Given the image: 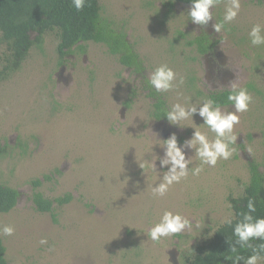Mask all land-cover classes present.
<instances>
[{
  "label": "rangeland",
  "instance_id": "374dc122",
  "mask_svg": "<svg viewBox=\"0 0 264 264\" xmlns=\"http://www.w3.org/2000/svg\"><path fill=\"white\" fill-rule=\"evenodd\" d=\"M99 2L103 20L125 33L140 55V70L94 41L81 42L61 58L58 34L48 31L38 40L32 32L25 60L8 71L9 45L0 34V184L19 191L16 207L0 214V226L15 229L2 237L7 264H183L225 216H233L229 198L244 194L251 165L264 175V46L253 47L248 38L254 24H264V0H241L238 17L221 33L212 25L222 21L227 0L212 9L206 28L188 18L190 4L174 0ZM203 35L213 45L206 53L192 43ZM161 63L184 77L179 89L157 93L167 106L210 98L232 82L246 87L253 103L239 114L230 159L205 165L199 175L190 172L164 197L153 198L151 187L166 168L157 159L156 170L146 173L138 159L162 156L158 143L172 133L183 144L192 137V126L215 136L198 114L195 122H182L192 126L183 127L152 116L155 98L145 66ZM221 107L233 110L231 104ZM193 161L190 168L199 164L195 156ZM36 192L51 200L67 194L71 199L54 203L53 213L41 212ZM165 210L178 211L193 224L156 243L144 232ZM44 237L48 244L41 245Z\"/></svg>",
  "mask_w": 264,
  "mask_h": 264
},
{
  "label": "clouds",
  "instance_id": "9594fccd",
  "mask_svg": "<svg viewBox=\"0 0 264 264\" xmlns=\"http://www.w3.org/2000/svg\"><path fill=\"white\" fill-rule=\"evenodd\" d=\"M87 0H71L72 6L77 11H82ZM221 0H191L190 8L187 11L188 18L193 24L201 27H207L213 20L214 11ZM241 10V0H227L223 19L215 22L212 27L217 33L225 30V26L236 20ZM182 15V14H181ZM250 45L253 47L264 46V24H254L248 32ZM222 42H224L222 40ZM145 82L147 86L154 89L155 92L165 94L170 91L177 90L184 84V77L178 76L177 72L167 63L149 68ZM227 100L233 106L232 111L224 110L220 104L211 98L205 97L203 100H197L182 104L180 102L171 103L165 109L164 116L171 125L174 126H192V124L184 125L182 122L192 120L197 114L203 120L210 132L214 133V138H210L206 132H202L199 127H194V132L190 139L181 144L177 134L172 133L167 139H163L162 143H158L163 149L162 156H154L149 160H139V167L147 173V169L156 170V160H159L160 168H166L159 183L151 187V195L153 198L164 197L169 188L181 182L191 172L192 175H199L205 165L215 167L219 160H228L235 152L233 145L236 144L237 136L234 128L240 123V113L249 110L250 104L253 103V96L246 87L240 86L236 82H232L227 95ZM157 144V143H156ZM153 148V145H152ZM185 149L194 151V155H188ZM249 153L251 148L247 149ZM193 156L199 160V164L193 165ZM234 198H237L235 194ZM256 201L249 198L247 201V211L239 214L237 220L234 216H225L221 223L233 226V235L236 237L235 243L231 244V253L236 254L234 264L243 259L245 264H258L264 254V244L254 245L253 240L260 239L264 241V216L254 217L256 212ZM193 220L178 211L165 210L157 222L144 232L148 239L159 243L162 239L183 233L192 227ZM196 226L200 227L199 222ZM135 228V227H133ZM137 229V228H136ZM139 230V229H138ZM15 229L12 225L0 226V237H10L14 234ZM41 245L48 244L46 237L40 240ZM252 248V254L244 257L238 254V248ZM232 258V257H230Z\"/></svg>",
  "mask_w": 264,
  "mask_h": 264
},
{
  "label": "trees",
  "instance_id": "16d2710c",
  "mask_svg": "<svg viewBox=\"0 0 264 264\" xmlns=\"http://www.w3.org/2000/svg\"><path fill=\"white\" fill-rule=\"evenodd\" d=\"M174 1L191 3V0ZM48 31H56L58 34V53L61 58L81 42L94 41L105 44L113 55L118 56L123 65L141 69L140 55L127 41L125 33L117 31L111 23L103 20L99 0H87L82 11H77L72 6L71 0H0V34L9 45L5 69L15 71L21 66L34 44L31 38L32 32L38 34L36 38L38 40ZM192 43L197 44L202 53L208 52L213 47L205 35L196 37ZM228 92L229 90L213 92L210 98L221 106H226L231 103L227 100ZM149 94L155 98L152 116L157 120L167 119L164 116L168 107L166 101L158 96L154 89H151ZM250 172V181L244 194L237 198H229L233 216L237 220L241 212L247 211L249 198H254L256 201L257 210L253 216H264V175L256 164L251 165ZM48 178L50 176H45V179ZM34 183L40 186L42 181L37 179ZM18 198L19 191L16 188L0 184V214L14 209ZM70 199L71 195L67 194L51 200L41 192H36L33 198L38 210L48 213H53L54 203L62 205ZM233 226L220 225L212 235L198 243L191 254L185 256L183 264H234L236 254L230 251L231 244L236 240ZM252 244L258 246L264 244V241L256 239ZM237 248L241 256L247 257L252 254L250 247L239 248L237 245ZM262 259L264 260V254ZM0 264H7L6 247L2 237H0ZM238 264H245V261L241 259Z\"/></svg>",
  "mask_w": 264,
  "mask_h": 264
}]
</instances>
